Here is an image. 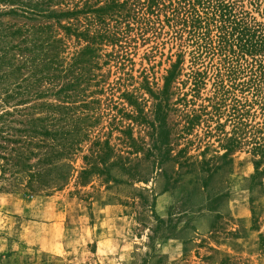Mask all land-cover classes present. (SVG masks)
Wrapping results in <instances>:
<instances>
[{
	"label": "rangeland",
	"instance_id": "rangeland-1",
	"mask_svg": "<svg viewBox=\"0 0 264 264\" xmlns=\"http://www.w3.org/2000/svg\"><path fill=\"white\" fill-rule=\"evenodd\" d=\"M137 38L128 49L104 45L96 70L105 92L97 95L102 118L93 136L111 131L116 150L108 175L81 178L89 141L66 165L31 184L27 174L4 171L0 158V264H264V158L252 151L250 140L222 157L226 150L217 132L208 133L213 122L177 138L184 119L173 111L167 119L179 125L170 147L153 148L149 123L112 108L136 114L120 95L135 88L143 116L159 124L154 100L140 84L147 79L162 88L179 47L166 28ZM67 44L71 56L76 43L72 38ZM123 53L120 68L115 55ZM190 61L187 49L176 82L182 92L190 85L181 84ZM210 88L211 82L204 96ZM114 119L116 128L110 125ZM129 124L143 152L126 148L122 128ZM59 174L70 176L58 180Z\"/></svg>",
	"mask_w": 264,
	"mask_h": 264
},
{
	"label": "trees",
	"instance_id": "trees-1",
	"mask_svg": "<svg viewBox=\"0 0 264 264\" xmlns=\"http://www.w3.org/2000/svg\"><path fill=\"white\" fill-rule=\"evenodd\" d=\"M256 13L264 16V0H0L2 169L27 174L30 184L44 181L89 141L81 178L108 175V160L116 153L112 132L93 136L102 118L97 95L105 92L104 76L96 72L101 70L103 47L128 49L137 35L165 28L177 41V59L162 88L147 79L140 84L154 100L159 124L143 116L135 88L120 95L136 114L118 105L112 108L133 121L149 123L153 148L170 147L179 124L171 126L167 117L180 111L184 123L177 138L203 121L213 122L208 133L217 132L226 150L222 157L250 140L252 151L264 158V20ZM72 38L76 49L69 56L67 41ZM187 49L191 67L181 84L190 85L182 92L176 82ZM126 56L115 55L120 68ZM115 121L110 122L112 128L117 127ZM227 124L230 132L224 129ZM122 132L127 134V149L145 150L130 124ZM131 150L126 151L133 154ZM69 176L59 174L58 180Z\"/></svg>",
	"mask_w": 264,
	"mask_h": 264
}]
</instances>
